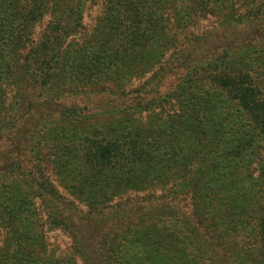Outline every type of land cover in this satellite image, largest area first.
<instances>
[{"label":"trees","instance_id":"trees-1","mask_svg":"<svg viewBox=\"0 0 264 264\" xmlns=\"http://www.w3.org/2000/svg\"><path fill=\"white\" fill-rule=\"evenodd\" d=\"M0 264H264V0H0Z\"/></svg>","mask_w":264,"mask_h":264},{"label":"rangeland","instance_id":"rangeland-1","mask_svg":"<svg viewBox=\"0 0 264 264\" xmlns=\"http://www.w3.org/2000/svg\"><path fill=\"white\" fill-rule=\"evenodd\" d=\"M51 235H52V238L53 237H57V235H55V233L53 232V233H51Z\"/></svg>","mask_w":264,"mask_h":264}]
</instances>
